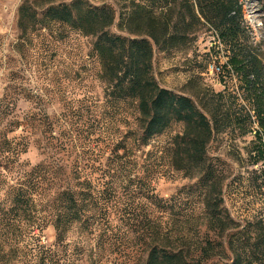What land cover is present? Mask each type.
Returning a JSON list of instances; mask_svg holds the SVG:
<instances>
[{"label":"trees","instance_id":"obj_1","mask_svg":"<svg viewBox=\"0 0 264 264\" xmlns=\"http://www.w3.org/2000/svg\"><path fill=\"white\" fill-rule=\"evenodd\" d=\"M16 25L14 51L21 58L28 57V46L38 34L57 31L55 41L60 42L66 35L60 31L67 28L89 38L85 60L96 63L104 100L114 110L120 104L131 106L133 130L131 144L87 129L84 134L74 124L51 120L37 107V94L5 90L0 98V264H76L86 257L82 239L107 235L115 228L119 206L130 207L135 199L146 204L142 220L122 221L143 246L139 264H258L254 257H264L263 231L256 234L251 255L231 251L230 260L209 236L220 238L230 221L221 207V180L207 162L206 147L214 133L242 128L241 119L249 121V114H230L222 93L212 94L210 102L220 106L209 112V100L198 107L190 98L161 88L152 77L154 49L185 48L205 26L227 55L223 71L245 80L253 77L240 0H128L117 16L111 6L83 0H25L17 9ZM246 83L252 90L254 84ZM255 100L252 114L258 131L250 159L253 165L261 164L264 186V95L258 93ZM19 101L37 112L17 115ZM173 124L182 125L183 133L156 160L186 177L196 175V181L185 192L162 199L153 187L161 176L158 167L149 165L139 173L129 155L149 146ZM30 147L41 157L33 165L22 159ZM182 193L198 199V226L204 228L196 233L198 238L190 232V211L181 203ZM48 227L54 242L44 246L40 234ZM74 232L81 241H70Z\"/></svg>","mask_w":264,"mask_h":264},{"label":"rangeland","instance_id":"obj_2","mask_svg":"<svg viewBox=\"0 0 264 264\" xmlns=\"http://www.w3.org/2000/svg\"><path fill=\"white\" fill-rule=\"evenodd\" d=\"M25 0H0V98L9 91L33 92L40 96L38 108L46 110L53 121L74 124L78 131L85 129L94 134L102 133L113 142L128 140L131 144V106L120 104L118 108H109L104 100L102 86L98 82L96 63L85 60L91 40L84 38L67 28L65 39L55 41L53 35L41 32L28 46V57L21 58L14 51L19 32L17 31V9ZM55 4H69L73 0H53ZM92 6L102 4L111 6L115 14L128 0H83ZM243 6V21L246 28V45L249 58L254 64L253 77L245 80L241 75H227L222 66L227 62L224 48L216 41L208 26L202 27L195 40L187 47L161 52L154 49L152 58V77L155 82L172 93L190 98L198 107L206 100L209 112L216 110L219 104L210 102L212 94L222 93L224 108L230 114L240 111L249 114V121L241 119L243 127L234 126L220 133H214L206 147L207 162L221 180L222 210L230 221L229 229L220 237L210 236L214 246L224 251L227 260L232 252L244 250L251 255L252 244L258 233L264 232V186L260 180L261 164L253 165L255 147L254 132L258 131L252 109L256 108L255 97L264 95V8L261 0H240ZM217 47V48H216ZM207 65L221 69L223 75L211 73ZM249 81L252 90L249 89ZM7 92V91H6ZM55 94V96H54ZM63 96V99H60ZM220 102V104H223ZM37 108V109H38ZM72 109L73 111H67ZM79 110V113L74 110ZM37 112L33 106L23 101L17 103V115ZM209 118V114H208ZM218 118V117H217ZM183 126L171 125L163 135L153 139L149 146L136 151L129 160L135 171L142 172L147 166L158 169L161 176L153 184L154 193L162 199H169L193 185L196 175L186 177L183 171L167 168L156 160L163 150L169 147L171 140L181 136ZM95 135L90 137L95 138ZM122 140V141H123ZM134 157V158H133ZM31 165L40 161L38 152L30 147L22 157ZM196 171V170H195ZM188 174V173H187ZM181 203L190 211L191 234L204 231L199 227V202L195 194H181ZM124 199H121L123 201ZM123 204H127L125 200ZM144 202L135 199L130 207L119 206L121 210L115 218L114 226L103 238L90 236L82 239L86 246V257L76 264H139L143 246L135 240L132 228L124 225L127 218L142 220L145 213ZM187 213V214H188ZM184 221L185 218H180ZM176 220L177 222L179 221ZM130 222V221H129ZM198 227V228H197ZM175 229V228H174ZM177 230V228L175 229ZM174 234L176 232L174 231ZM79 242L75 232L70 241ZM54 242V231L48 227L40 234V244L50 246ZM98 243V246L96 244ZM258 264H264V257H254ZM139 260V261H137ZM226 260V259H225Z\"/></svg>","mask_w":264,"mask_h":264},{"label":"built area","instance_id":"obj_3","mask_svg":"<svg viewBox=\"0 0 264 264\" xmlns=\"http://www.w3.org/2000/svg\"><path fill=\"white\" fill-rule=\"evenodd\" d=\"M208 68H209L208 71H210L211 73H217L219 71V69L218 68L215 69L213 65H209Z\"/></svg>","mask_w":264,"mask_h":264}]
</instances>
